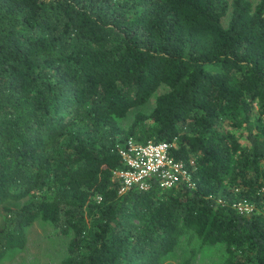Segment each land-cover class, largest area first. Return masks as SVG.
I'll list each match as a JSON object with an SVG mask.
<instances>
[{"label":"trees","instance_id":"1","mask_svg":"<svg viewBox=\"0 0 264 264\" xmlns=\"http://www.w3.org/2000/svg\"><path fill=\"white\" fill-rule=\"evenodd\" d=\"M128 137H176L195 186L120 192ZM21 199L0 259L39 218L70 234L58 264H160L183 234L264 264V0H0V204Z\"/></svg>","mask_w":264,"mask_h":264},{"label":"rangeland","instance_id":"2","mask_svg":"<svg viewBox=\"0 0 264 264\" xmlns=\"http://www.w3.org/2000/svg\"><path fill=\"white\" fill-rule=\"evenodd\" d=\"M256 0H252L255 2ZM229 11L222 18L225 24ZM162 84L142 104L128 109L123 117L118 118L122 127H127L136 112L148 114L155 102V97L166 90ZM149 122V120H148ZM147 125H150L149 123ZM136 140V137H132ZM24 199L6 200L0 204V227L3 225L4 208L17 207ZM25 243L22 247L8 250L0 259V264H58L65 255L70 234H63L49 221L39 218L25 227ZM224 251L221 244L199 245L198 240L189 234L181 235L178 243L162 259L160 264H223Z\"/></svg>","mask_w":264,"mask_h":264},{"label":"built area","instance_id":"3","mask_svg":"<svg viewBox=\"0 0 264 264\" xmlns=\"http://www.w3.org/2000/svg\"><path fill=\"white\" fill-rule=\"evenodd\" d=\"M176 137L171 140L137 142L128 137L118 144L117 152L121 164L112 170V176L120 182V192L136 187L145 190L152 183L161 188H171L177 183L194 187L192 169L195 158L176 157ZM240 212H250L253 204L243 198L233 204ZM264 205V201H263Z\"/></svg>","mask_w":264,"mask_h":264}]
</instances>
